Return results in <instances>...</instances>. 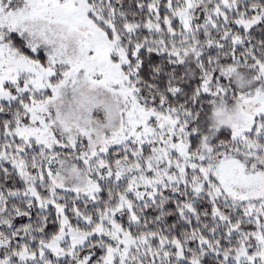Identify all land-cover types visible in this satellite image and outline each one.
<instances>
[{
	"label": "snow or ice",
	"instance_id": "snow-or-ice-1",
	"mask_svg": "<svg viewBox=\"0 0 264 264\" xmlns=\"http://www.w3.org/2000/svg\"><path fill=\"white\" fill-rule=\"evenodd\" d=\"M0 264H264V0H0Z\"/></svg>",
	"mask_w": 264,
	"mask_h": 264
}]
</instances>
